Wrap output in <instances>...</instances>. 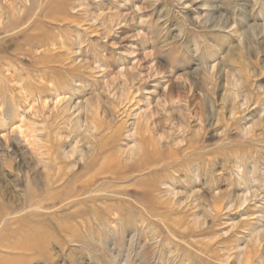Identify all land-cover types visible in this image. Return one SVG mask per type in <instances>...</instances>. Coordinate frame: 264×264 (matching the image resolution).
I'll return each mask as SVG.
<instances>
[{
    "label": "rangeland",
    "instance_id": "1",
    "mask_svg": "<svg viewBox=\"0 0 264 264\" xmlns=\"http://www.w3.org/2000/svg\"><path fill=\"white\" fill-rule=\"evenodd\" d=\"M27 12L0 32V206L98 176L7 223L0 264H264V0H0V28Z\"/></svg>",
    "mask_w": 264,
    "mask_h": 264
},
{
    "label": "bare ground",
    "instance_id": "2",
    "mask_svg": "<svg viewBox=\"0 0 264 264\" xmlns=\"http://www.w3.org/2000/svg\"><path fill=\"white\" fill-rule=\"evenodd\" d=\"M40 2V1H39ZM41 3V2H40ZM45 7V6H44ZM39 8H41V7H39ZM31 9H33V8H31ZM32 12H30V13H23L22 15H19V17L17 18V19H15L14 20V24H12L13 25V27L12 26H10V27H1L0 28V32H3V33H6L7 34V32H9V30H12V29H16V28H19V27H22V28H29L30 27V25H25V21H27V20H29L31 17H32ZM34 17V16H33ZM37 18V17H36ZM57 18V17H56ZM32 19V18H31ZM34 19V18H33ZM32 19V20H33ZM54 20V19H53ZM48 21V20H47ZM51 22V21H50ZM31 24V23H30ZM8 26V25H7ZM16 31V30H15ZM31 31V30H30ZM38 31V30H37ZM33 33V32H32ZM9 34V33H8ZM38 37V36H37ZM26 38V37H25ZM34 37H32L31 39H33ZM38 39V38H37ZM35 42V41H34ZM44 43V42H43ZM40 45H42V44H40ZM46 46V45H45ZM48 46V45H47ZM34 47V46H33ZM42 47H44V46H42ZM45 48V47H44ZM46 49H48V47L46 48ZM43 52V51H42ZM50 53V52H49ZM40 57V56H39ZM37 58V57H36ZM46 58V57H45ZM3 59H5V58H3ZM41 59V58H40ZM42 61V60H41ZM46 61V60H45ZM43 62V61H42ZM47 62V61H46ZM42 65H43V63H42ZM130 102V101H129ZM128 102V103H129ZM127 104V103H126ZM140 135V133H138V136ZM140 140H141V143H142V149H141V153H140V157H141V160H140V162L138 163V164H136V165H134V166H132V167H130L128 170H130V171H135V172H137V173H141L142 174V172H144V171H147V170H149V167H150V165L153 163V162H160V161H162L163 159H164V157L157 151L158 150V148H157V146L155 145V143H153L151 140H150V138H148L147 136H145V135H140ZM139 141V140H138ZM156 141V140H155ZM190 143V142H189ZM148 145H150V150H148ZM197 145V144H196ZM186 147V146H185ZM191 150H193V149H191ZM183 151V150H182ZM185 151V150H184ZM183 151V152H184ZM140 152V151H139ZM170 152V151H169ZM175 152V151H174ZM182 152V153H183ZM174 156H175V154H174ZM193 156V155H192ZM171 157H173L172 155H171ZM139 159V158H138ZM185 159V158H184ZM95 160V159H94ZM175 160H176V158H175ZM182 160V159H181ZM180 160V161H181ZM97 161V160H96ZM111 161V160H110ZM109 161V162H110ZM172 161V160H171ZM178 161V160H177ZM169 162V161H168ZM116 163H118L117 165H116ZM120 161H117V160H115L114 162L112 161V162H110L109 164H108V166L104 169V168H102L101 170H108V171H110L111 169H114V168H119V166H120ZM163 163V162H162ZM51 164V163H50ZM95 164V163H94ZM93 164V165H94ZM104 164V163H103ZM161 164V163H160ZM172 164V163H171ZM47 165H49V164H47ZM87 165H89V164H87ZM102 165V164H101ZM100 165V166H101ZM116 165V167H114ZM170 165V164H169ZM103 166V165H102ZM156 166H157V164H156ZM85 167V166H84ZM165 167V166H164ZM151 168V167H150ZM91 169V168H90ZM100 169V168H99ZM55 170H57V169H55ZM99 171V170H98ZM102 171V172H103ZM123 171L124 172H126L125 171V169H123ZM54 172V171H53ZM52 172V173H53ZM58 172H60V171H58ZM95 171H93V172H91V173H94ZM97 172V171H96ZM87 173H89L88 171H87ZM110 173V172H109ZM63 174V173H62ZM80 174V173H79ZM82 174V173H81ZM144 174V173H143ZM160 174V173H159ZM68 175H69V173H68ZM74 175V174H73ZM92 175H94V174H92ZM101 175V174H100ZM98 176V173L97 174H95L94 175V177H92V178H89L88 180H86L85 182H83V183H81L80 185L82 186V187H80V189L78 190L76 187H75V190L73 191V192H71L66 198H64V199H61L60 197L58 198L57 197V193H53V194H51L53 191H54V187L56 186V187H58L59 186V184H67L68 183V176L65 174L64 176L63 175H61L60 176V174H57L55 177H54V174H53V177L52 178H50L49 179V181H48V183H46L45 184V189H47L48 191H51V193L50 194H48L49 196H46V197H42L41 198V196L38 194V193H36V191L35 190H31V192H30V194H29V199L26 201V203L24 204V205H22V206H11V205H9V206H3V205H1L0 206V233H1V231H3L4 230V228H5V226H6V224L7 223H9V224H12V226L13 225H16L15 227H18L19 226V224L20 223H22V222H25V220L27 219V220H30V219H35L36 217H38V216H40V217H52L53 215H55L54 214V212H57L56 210H62V209H69L72 205L73 206H75V205H78V204H80V203H85V201L86 200H88V201H90L91 199V197L92 196H90V194L93 192L91 189H92V187L94 186V185H96L95 184V182H96V177ZM143 176H145V175H143ZM80 177V176H79ZM104 178H111V179H113V180H115L116 179V177H113V176H107V177H104ZM123 178V179H122ZM127 177L126 176H123V177H121L120 179H122V180H124V179H126ZM75 179H76V177H75ZM75 179H74V181H75ZM101 179H103V177L101 178ZM77 180V179H76ZM72 181V180H71ZM70 181V182H71ZM74 183V182H73ZM76 184V183H75ZM79 184V183H78ZM64 187V186H63ZM61 188H62V186H61ZM94 189V188H93ZM53 190V191H52ZM60 189H57V192L59 191ZM67 190V189H66ZM45 191V190H44ZM47 192V191H46ZM56 192V191H55ZM45 194V193H44ZM96 194H98V193H96ZM95 194V195H96ZM155 194H157V193H155ZM89 195V196H88ZM92 195V194H91ZM45 196V195H44ZM166 198V197H165ZM164 198V199H165ZM156 199H159L158 198V196L156 197ZM161 199V198H160ZM173 200V199H172ZM106 201V200H105ZM157 201V200H156ZM167 201H169V199H167ZM166 201V202H167ZM171 201V200H170ZM169 201V202H170ZM98 202H100V200L98 201ZM159 202V201H158ZM157 202V203H158ZM165 202V200H164V202L163 203H166ZM172 202V201H171ZM174 203V202H173ZM173 203H171L172 205H174ZM33 204H35L37 207H36V210L35 211H31V209L33 208V207H35V206H33ZM92 204V203H91ZM102 204V203H101ZM160 205H161V203H159ZM168 204V203H167ZM159 205V206H160ZM131 206V205H130ZM162 206V205H161ZM164 206H166V205H164ZM76 207H78V206H76ZM95 207V206H94ZM168 207H169V205H168ZM166 208V207H165ZM71 209V208H70ZM77 209V208H76ZM85 209V208H84ZM174 209V208H173ZM75 210V209H74ZM91 210H93V209H91ZM90 210V211H91ZM108 210V208L106 209V211ZM169 210H171V209H169ZM41 211V212H40ZM43 211V212H42ZM70 211V210H69ZM98 211V210H97ZM105 211V210H104ZM151 211V210H150ZM159 212V211H158ZM94 213V212H93ZM92 213V214H93ZM96 213V212H95ZM100 213V212H99ZM152 213V212H151ZM96 215V214H95ZM95 215H93L94 217H95ZM121 215V214H120ZM83 216V215H82ZM141 216V215H140ZM143 216V215H142ZM160 216V215H159ZM118 217V216H117ZM79 218V217H78ZM96 218V217H95ZM169 218V217H168ZM170 218H172V219H175V218H173V217H170ZM69 219V218H68ZM157 219V218H156ZM160 219V218H159ZM171 219V220H172ZM178 219V218H177ZM72 220V219H71ZM90 220V219H89ZM96 220V219H95ZM152 220V219H151ZM155 220V219H154ZM161 220V219H160ZM180 220H181V218H180ZM42 221V220H41ZM164 221V220H163ZM169 221H170V219H169ZM173 221V220H172ZM172 221H170V222H172ZM178 222H179V220H177ZM154 222V221H153ZM175 223H177L176 222V220L174 221ZM174 222H172V223H174ZM156 223V222H155ZM166 223H169V222H166ZM179 223H181V222H179ZM55 224V223H54ZM147 224V223H146ZM157 224V223H156ZM164 224H165V221H164ZM83 225H84V223H83ZM167 225V224H166ZM173 225H175V224H173ZM181 225V224H180ZM68 226V225H67ZM164 227H165V225H163ZM168 226V225H167ZM53 227V226H52ZM171 227H173V226H171ZM179 225H177V227L176 228H178L179 229ZM181 227L183 228V226L181 225ZM180 227V228H181ZM185 227V226H184ZM11 228H13V227H11ZM22 228V227H21ZM57 228V227H56ZM175 228V227H174ZM189 228V227H188ZM166 229V228H165ZM20 230V229H19ZM175 230V229H174ZM180 230V229H179ZM186 230H188V229H186ZM198 230V229H197ZM18 231V230H17ZM177 231V230H176ZM181 231V230H180ZM19 232H21V231H19ZM55 232V231H54ZM59 232V231H58ZM71 232V231H70ZM172 232H173V230H172ZM186 233V232H185ZM195 233V232H194ZM64 234V233H63ZM170 234V233H169ZM187 234V233H186ZM67 234H65L64 236H66ZM56 236H58V235H56ZM63 236V235H62ZM63 236V237H64ZM70 236V235H69ZM71 237V236H70ZM192 237V236H191ZM173 238V237H172ZM182 240H184V239H182ZM191 240H193V239H191ZM193 242V241H192ZM194 243V242H193ZM196 243V242H195ZM196 245V244H195ZM198 245V244H197ZM199 246V245H198ZM208 246V245H207ZM203 247V246H202ZM9 249V251L11 250H13V251H15V254H13L14 255V258H19L20 256H21V253H22V251H26V248L25 247H23V246H21V245H16V246H14V247H11V246H9V245H7L6 244V241L4 242V240L3 239H0V252H4V251H1V249ZM204 248V247H203ZM204 250H205V248H204ZM206 252H207V250H206ZM16 256V257H15ZM1 257V256H0ZM206 257V256H205Z\"/></svg>",
    "mask_w": 264,
    "mask_h": 264
}]
</instances>
